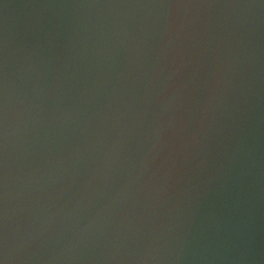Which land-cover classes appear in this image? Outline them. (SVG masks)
<instances>
[{"label":"water","instance_id":"1","mask_svg":"<svg viewBox=\"0 0 264 264\" xmlns=\"http://www.w3.org/2000/svg\"><path fill=\"white\" fill-rule=\"evenodd\" d=\"M0 264H264V0H0Z\"/></svg>","mask_w":264,"mask_h":264}]
</instances>
